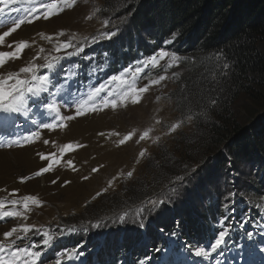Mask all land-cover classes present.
I'll return each instance as SVG.
<instances>
[{
  "label": "snow or ice",
  "instance_id": "snow-or-ice-1",
  "mask_svg": "<svg viewBox=\"0 0 264 264\" xmlns=\"http://www.w3.org/2000/svg\"><path fill=\"white\" fill-rule=\"evenodd\" d=\"M78 0H0V23H10L6 31L0 33V46L5 45V38L15 33L24 24H33L43 19L49 20L53 16L62 14L65 10L72 9ZM87 2V0H85ZM20 3L22 8H13L12 5ZM130 6L124 3L111 11L119 13ZM102 9L95 6L92 12L85 19H92ZM20 13L18 17L9 18L7 13ZM133 15L132 11H127L124 15L115 18L108 15L101 20V26L91 35H81L77 32L68 33L65 30L57 31L54 34L38 33L42 40L47 41L50 49L38 47L35 55L31 57L23 66L15 71L0 72V125L16 126V122L20 117L31 120L35 127L34 131H28L24 135H10L7 137L0 136V148H11L13 146L24 147L25 145L34 143L42 138L41 130L53 131L67 127L66 122L72 121L77 117L86 116L91 113L103 112L106 109L113 111L126 107L129 103L135 105L142 102L143 95L147 93L152 86L159 85L168 78L169 69L179 66L183 61L190 60V57H181L174 51H168L165 48H159L150 55L144 56L122 67L118 72L107 75L106 79L100 80L97 84L89 83L82 85V90L73 91V83H77L80 76L78 64H72L68 68L63 67L64 61L72 57H80L85 53V49L91 48L93 45L102 43L103 41H111L116 37L122 27L128 22ZM178 33H172V38L166 40L165 44H171L177 38ZM35 44V40L29 42L21 39L14 42V47L8 45L10 51H0V68H4L9 62L22 58L24 51ZM105 61L103 65L97 64L90 69L91 74L103 72L105 65L108 63V53L104 54ZM83 59H94L87 55ZM208 60L215 61V67L228 69L229 64L223 58V53L217 52L210 54ZM164 63H161V62ZM160 69L163 74L152 76L154 70ZM43 70V71H42ZM59 74L60 79H55ZM226 75V73H221ZM173 77H179L180 73L172 72ZM215 78V74L213 76ZM146 80L142 86H138L140 80ZM160 99L159 96L156 97ZM211 104H215L213 99ZM64 109L73 112L71 115L64 114ZM42 110V111H41ZM49 117L47 121L41 120L37 122L32 119L35 114ZM186 120L191 121L193 117L188 115ZM183 120H176L167 126V132L164 135L171 134L181 127ZM161 119L153 117L151 126L144 128L142 131L133 128L121 138L117 140L118 145H125L127 142L135 139L137 144L146 140L157 142L159 137H153L151 133L156 125H163ZM101 136L104 133H100ZM109 136L120 137L118 132H110ZM48 144V140L43 141ZM54 143V142H53ZM74 147L83 148L85 145L66 143L59 148V152L38 153L42 161H46V166L39 168L34 172L33 176H41L53 170L55 165L61 163L66 152H71ZM147 155L146 149H141L138 159ZM68 167L76 171L72 160L63 161ZM198 167V166H197ZM92 173L98 171L97 168L91 169ZM194 174L196 168L190 170ZM127 177L133 175L132 171L126 173ZM117 176L108 180V187H112ZM30 179L29 176H21V183ZM58 179V178H57ZM82 179L87 180L84 176ZM189 179V172L183 175L173 177L165 186V190L159 195L146 197L141 202L143 205L136 212L137 219L135 223L141 229L145 227V212L151 214L152 211L158 209L165 204H173L182 196V189L185 181ZM56 180L52 183L56 184ZM70 183L64 181V184ZM18 190L13 189L9 194L10 198H0V221L13 219L16 224L10 230L2 233L0 238V264H43L42 257L49 250L56 247L57 242L66 234L77 231L75 225H38L35 223H27L29 219L28 213L33 210V206L40 207L43 204L38 197L34 195H23L16 197ZM107 188L101 192H97L96 196H100L102 192H106ZM237 193L229 192L226 202L221 205L224 214L217 220L220 226L216 231L215 238L209 245H186L183 246V252L190 253L196 257L208 260L214 253H218L228 243V238L232 235V218L227 214L229 211L234 212V200L232 199ZM95 199V197H93ZM127 213H122L119 217L121 223L127 222ZM245 216L243 222L237 226L243 228L247 223ZM91 227H100L99 223L91 224ZM87 229H85L86 231ZM176 232L171 236L176 237ZM245 235L251 239L253 233L246 232ZM80 245L75 247L64 248L55 253L53 264H63L65 260H72L83 255L82 251H78ZM159 251V249H157ZM264 252V248L260 249ZM183 254V253H181ZM149 259L145 257V260ZM145 264V261H140ZM165 264H172V261H166Z\"/></svg>",
  "mask_w": 264,
  "mask_h": 264
},
{
  "label": "rangeland",
  "instance_id": "rangeland-1",
  "mask_svg": "<svg viewBox=\"0 0 264 264\" xmlns=\"http://www.w3.org/2000/svg\"><path fill=\"white\" fill-rule=\"evenodd\" d=\"M105 1L87 0L85 2V0H78L72 9L65 10L62 14L53 16L47 21L40 19L31 25H22L20 30L18 29L5 38V45L0 46V51H10L8 45L14 47V42L21 39L29 42L35 40V44L24 51L21 59L9 62L4 68H0V72L18 70L35 55L38 47L50 49L51 45L39 37L38 33L40 32L54 34L57 31L65 30L68 33L77 32L81 35H91L100 28L101 20L106 16L113 15L118 18L121 14H111L110 11L102 7V3ZM95 6H99L102 11L90 20L85 19ZM12 7L20 9L16 4H13ZM7 15L9 18H14L18 17L20 13L9 12ZM132 17L134 16L132 15L129 19ZM11 26L10 23H0V33ZM134 31L135 34H133ZM138 31L139 29L133 28L128 21L125 33H131L132 36L137 37H147L154 34H151L152 31H143L141 33L144 34H138ZM260 48L264 50V41L260 43ZM190 53H194L196 56L190 57L191 59L186 63L177 66L176 70H170V73H167L168 78L159 85L152 86L143 95L141 103L135 105L129 103L126 107L115 111L109 108L103 112L91 113L75 119L60 131L46 132L41 142L36 145H30L23 149L0 150V194L9 197L12 190L16 189L18 190L16 197L34 195L43 201L40 207L33 206V210L28 213L27 223L38 225L47 222L60 223V225L92 223L87 220L88 215H91L90 210L98 214L93 219L95 220L94 223L102 222L117 225L122 213H127V218H134L135 212L143 206L141 202L146 197H153L154 195L159 197V192L165 190L168 182L164 184L163 180L160 179V182L156 184L159 174H162L161 170L160 173L150 178V175L154 173L150 170V166L157 161L160 163L163 154L174 152L178 156L182 155L184 150L181 145V133L186 135L193 131L194 114L192 111L197 108L193 105H202L196 101L198 99L197 93L203 88L205 76L212 77L213 75L211 72L208 74L209 69L213 66L210 64V61L213 60L207 59L210 54H205L202 50H194ZM190 53H186V55H190ZM193 60L197 61L196 66L189 67V62H193ZM172 72L180 73L179 77H173ZM157 96L160 97L159 100L156 99ZM233 110L238 120L243 124L264 113V110L260 109L245 93H240L237 96ZM188 115L193 117L191 121L185 119ZM153 117L164 122L163 125H156L151 133L153 137H159L157 142L146 140L137 144L133 139L122 146L116 143L119 138L133 128L142 131L151 126ZM178 119L184 121L181 127L171 134L164 135L167 132V126ZM110 132H118L120 137L109 136ZM100 133H104V135L101 136ZM44 140H48L49 143L45 144ZM66 143L82 144L85 147H75L62 158L61 163L56 165L52 171L43 174L41 177L31 178V173L45 164V161L39 158L38 153H58L60 146ZM142 148L147 150V155L139 158L137 162L138 154ZM64 160H72L76 171L68 167L63 162ZM215 160L216 157L213 156L208 161L210 162L209 166L202 167V165V169L199 171L196 168L193 177L185 181V186L189 185L190 189L191 187L195 188L194 181L203 183L213 179V183L217 186L221 185L222 181H230L231 177L226 172L213 167ZM243 163V161H239L234 164L239 179L248 183L256 182L259 174H255L258 172L255 171V168H250ZM92 168H97L98 171L92 173ZM128 171L133 172L131 177H127ZM197 171L198 177L203 179L198 180L199 178L195 175ZM21 176H29L30 179L21 183L19 180ZM84 176H87L88 179H82ZM114 176L118 178L109 188L107 182ZM53 180L57 181L56 184L52 183ZM64 181L70 183L64 184ZM145 181H150V186L142 187L139 185L140 182ZM210 186L206 187L209 188ZM105 188L107 191L102 192L97 197L96 193ZM126 189L130 190L131 193L137 192L134 196L140 193L144 195L132 203L127 200L130 193H126ZM262 194L261 192L253 195V200L260 201ZM188 198V191L182 189V196L177 201L186 204L185 200H189ZM111 221L113 222L111 223ZM15 224V220H10L6 225H0V238H2L4 231L10 230Z\"/></svg>",
  "mask_w": 264,
  "mask_h": 264
},
{
  "label": "trees",
  "instance_id": "trees-1",
  "mask_svg": "<svg viewBox=\"0 0 264 264\" xmlns=\"http://www.w3.org/2000/svg\"><path fill=\"white\" fill-rule=\"evenodd\" d=\"M121 2L122 0H106L102 7L113 14L111 10ZM123 2L129 3V0ZM127 11L133 12L134 17L129 19L133 28L146 26L164 36L178 33L177 39L189 38L190 52H221L229 64L228 69H222L215 67V61H210L213 66L208 74L211 72L213 75L205 76L203 88L197 93L196 101L202 105H193L197 107L192 111L193 131L186 135L181 133L184 150L182 155L178 156L174 152L163 154L160 163L157 161L150 166V170L154 172L150 178L160 173V170L162 174H159L156 184L160 179L166 184L186 171L189 172V178H192L190 170L197 168L199 171L210 163L208 161L213 156L216 157L213 167L226 172L231 180L237 178V181H243L239 179L234 167L239 161L255 168L259 173L264 168V113L243 124L235 115L233 104L240 93H245L264 110V50L260 48V43L264 41V0H130V6L118 14L124 15ZM181 55L196 56L194 53ZM189 63V67H194L197 61ZM222 72L226 75H222ZM213 99L215 104L210 103ZM198 171L195 175L201 180L203 178L198 177ZM198 182L194 181L195 188L184 186L183 189L188 191L189 197V200H185L186 204L177 200L174 202L176 210L173 215L176 218L174 217L172 225L177 223L184 228L180 212L190 214L193 211L196 215L199 213V210L194 209L192 201L200 192L205 191L206 186L214 185V181ZM249 184V188L243 189L247 195L253 191L251 185H260L257 181ZM139 185L150 186V181L140 182ZM125 191L130 193L127 200L132 203L144 195L140 193L141 195L134 196L137 192L131 193L127 189ZM173 206H161L158 210L161 218L164 216L169 219ZM89 213L91 215H88L87 220L95 221L93 219L98 214L93 210ZM159 227L164 228L163 225Z\"/></svg>",
  "mask_w": 264,
  "mask_h": 264
},
{
  "label": "bare ground",
  "instance_id": "bare-ground-1",
  "mask_svg": "<svg viewBox=\"0 0 264 264\" xmlns=\"http://www.w3.org/2000/svg\"><path fill=\"white\" fill-rule=\"evenodd\" d=\"M127 24H128V22L122 27V29H121V31H120V33H122V32H125V28H126V26H127ZM22 28H24V27H22ZM21 28V29H22ZM20 30V29H19ZM138 37H141V36H138ZM78 123V122H77ZM55 131H57V130H53V131H45V132H51V133H53V132H55ZM60 131V130H59ZM27 147V146H26ZM3 150H5V149H3ZM40 180H43V179H40ZM176 210V209H175ZM178 214V213H177ZM178 216H179V214H178ZM92 223H94L95 221H91Z\"/></svg>",
  "mask_w": 264,
  "mask_h": 264
}]
</instances>
